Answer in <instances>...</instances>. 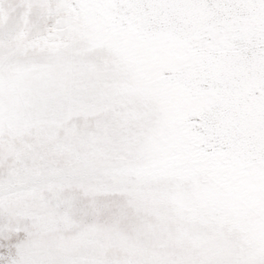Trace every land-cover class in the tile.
<instances>
[{
  "label": "snow or ice",
  "instance_id": "obj_1",
  "mask_svg": "<svg viewBox=\"0 0 264 264\" xmlns=\"http://www.w3.org/2000/svg\"><path fill=\"white\" fill-rule=\"evenodd\" d=\"M0 264H264V0H0Z\"/></svg>",
  "mask_w": 264,
  "mask_h": 264
}]
</instances>
